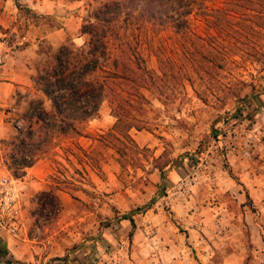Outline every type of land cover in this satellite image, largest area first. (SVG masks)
<instances>
[{
    "label": "rangeland",
    "instance_id": "374dc122",
    "mask_svg": "<svg viewBox=\"0 0 264 264\" xmlns=\"http://www.w3.org/2000/svg\"><path fill=\"white\" fill-rule=\"evenodd\" d=\"M91 1L0 0V245L6 236L12 244L21 242L24 252H29L28 245L36 246L35 261L19 264H173L171 253L176 254L179 244L178 250L187 251V259L197 264L200 254L188 248L192 236L212 242L218 234L224 244L210 263L224 264L228 253L242 248L241 264H264V254L251 243L252 227L264 236V69L248 54L229 51L234 39L225 34L221 37L231 43V74L220 81H242L241 92L215 102L218 93H211L216 88L205 85L206 101L195 91L202 92V85L195 80L194 88L186 81V96L166 106L144 90L148 129L129 132L140 148H148L141 154L143 166L121 167L107 136L116 119L105 101L99 116L88 122L87 136L60 140L54 155L39 159L22 177L8 168L5 141L22 125L28 99L43 98L50 107L32 80L47 59L42 50H55L69 39L83 45V17ZM230 1L204 0L203 8L189 16L191 31L203 38L215 35L219 29L209 13ZM16 3L40 15L19 11ZM227 31L229 37L235 35ZM131 32L147 67L155 71L158 49L178 58L191 43L171 28L145 25ZM154 159L164 166V176L151 163ZM243 178L258 182L260 198L250 195ZM42 191L53 192L61 204L43 210L37 199ZM203 210H211L212 217L222 211L224 227L203 232L197 221ZM124 213L134 218L135 229L120 219Z\"/></svg>",
    "mask_w": 264,
    "mask_h": 264
},
{
    "label": "trees",
    "instance_id": "16d2710c",
    "mask_svg": "<svg viewBox=\"0 0 264 264\" xmlns=\"http://www.w3.org/2000/svg\"><path fill=\"white\" fill-rule=\"evenodd\" d=\"M203 5L204 0L91 1V8L83 17L81 32L87 35L84 44L78 46L69 39L55 50L51 47L42 50L47 59L37 66L32 80L35 90L50 101V107H46L43 98H29L20 117L22 125H16V133L5 141L9 147L8 168L14 175L22 177L39 159L54 155L60 140L87 136L88 122L99 116L105 101L116 119L107 136L125 170L143 166L146 160L141 154L148 148H140L129 133L132 128L148 129L145 118L148 97L144 90L166 106L186 96V81L194 88L195 80L202 85V92L195 91L206 101L209 94L205 85L210 90L209 84L216 88L212 96L218 93L215 102H224L227 96L237 97L240 85L244 86L242 81L232 84L220 81L231 74L227 57L231 43L221 34L234 39L229 51L248 54L261 62L264 69V0H231L226 8L210 11L211 23L219 30L207 38L191 31L189 18ZM16 6L19 11L25 8L32 16L40 15L21 3ZM145 25L158 30L174 29L191 43L178 58L167 55L163 48L158 49L159 71H155L147 67L131 32ZM227 30H233L235 35L229 37ZM157 160L151 163L164 176V166L157 164ZM37 199L43 210L61 204L51 191L40 192ZM120 219L129 220L135 228L130 213L120 215ZM0 259L8 264L20 262L3 245H0Z\"/></svg>",
    "mask_w": 264,
    "mask_h": 264
},
{
    "label": "crops",
    "instance_id": "0c3cea01",
    "mask_svg": "<svg viewBox=\"0 0 264 264\" xmlns=\"http://www.w3.org/2000/svg\"><path fill=\"white\" fill-rule=\"evenodd\" d=\"M242 180L244 182V186L246 187V189L248 190V192L250 193L251 196L259 197L260 195H258V193L263 192L262 189L258 188L260 186L255 185V184H258V182H255L254 179L243 178ZM240 195H241V193H240ZM254 200H256V199H254ZM207 208H209V206ZM218 211H219V207L217 206V212ZM203 213H204V215L199 217L197 219V221L201 220L200 228L203 232H206L207 234H210L212 231L214 232V230L218 231L220 228L224 227L223 226L224 224H226L224 213L222 211L220 213H218L216 217H212V211L211 210H203ZM246 217L249 218L248 216H246ZM126 226H128V225H126ZM238 228H240V227H238ZM253 228L254 227L251 228V230H253L251 243L260 249V253L264 254V236L262 234V231H260V232L258 231L257 232L258 234L256 235L255 229H253ZM192 230L196 231V228L193 227ZM218 236L219 235L217 234V238L212 242H209L208 239L205 237L200 238V237H196L195 235L192 236L191 243L193 245H191L192 247L190 246L188 248H191V252L193 255H195L194 253L200 254L201 260L199 262H197V264H212V263H210V260L214 256V254L217 252L216 248L218 246H220L221 244H224V242L220 241ZM174 239L176 241L175 243L179 242L177 236L174 237ZM174 239H172V240L174 241ZM236 240H237L238 244H239V242L241 244L240 238L236 237ZM2 245L5 246L11 252L14 259H16L20 262H21V260L22 261L25 260L27 262L35 261L36 254H38V251L35 250L36 246L28 245L29 246V252L28 251L24 252L21 250V245H22L21 242H19L18 245H16L15 243L12 244V242H10L8 240V238H6V236H4L2 238ZM178 246H179V244H175V248H176L175 253L176 254H174L173 252L171 253L173 255V258H172L173 264H195L194 261L187 259L190 257L189 256L190 254L187 251H184L182 253V251L178 250V248H179ZM180 248L182 249V246ZM186 252L188 253V255L185 254ZM242 252H243V249L241 248V249L235 250L232 253H228V256L226 257L224 264H241L243 262ZM185 260H186V262H185ZM0 264H6V263L4 261L0 260Z\"/></svg>",
    "mask_w": 264,
    "mask_h": 264
},
{
    "label": "built area",
    "instance_id": "2783aa9c",
    "mask_svg": "<svg viewBox=\"0 0 264 264\" xmlns=\"http://www.w3.org/2000/svg\"><path fill=\"white\" fill-rule=\"evenodd\" d=\"M17 228H13V229H11V232L13 233V235H17Z\"/></svg>",
    "mask_w": 264,
    "mask_h": 264
}]
</instances>
